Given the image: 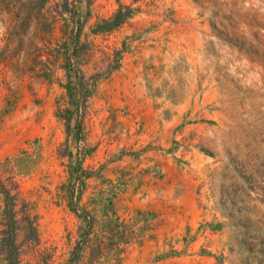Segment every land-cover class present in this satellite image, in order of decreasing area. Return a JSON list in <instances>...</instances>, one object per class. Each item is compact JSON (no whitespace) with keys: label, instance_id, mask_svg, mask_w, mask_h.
I'll use <instances>...</instances> for the list:
<instances>
[{"label":"rangeland","instance_id":"obj_1","mask_svg":"<svg viewBox=\"0 0 264 264\" xmlns=\"http://www.w3.org/2000/svg\"><path fill=\"white\" fill-rule=\"evenodd\" d=\"M56 3L51 48L77 58L86 97L70 127L63 59L43 77L37 40L0 15V163L54 264H264V0ZM120 7L132 17L97 34Z\"/></svg>","mask_w":264,"mask_h":264},{"label":"trees","instance_id":"obj_2","mask_svg":"<svg viewBox=\"0 0 264 264\" xmlns=\"http://www.w3.org/2000/svg\"><path fill=\"white\" fill-rule=\"evenodd\" d=\"M52 0H0V15H14L18 18L15 22H9L7 28L12 33H17L16 40L21 44L25 39L37 40V45L34 47L38 64L47 66L42 72V76H49V66L63 59L62 68L64 78L66 79V95L63 97V106L56 111V116L66 127H70L72 121H75L77 116L79 103L86 102V97H78L73 93L70 85L82 84V75L79 74L77 58H61V54L54 55L51 48V36L56 29V23L60 18L50 15V8L57 7L59 4H54L50 7L47 4ZM66 2V0H65ZM125 9V10H124ZM132 17V10L128 7H120L109 20H103L100 26L96 27L97 34L109 33L120 27L129 18ZM21 35V38H18ZM73 46L72 53L78 54V45H76V36H71ZM12 39H8V47ZM19 48L10 49L6 57L12 58L18 52ZM46 56L45 60L40 59ZM26 71H22L25 74ZM65 99V100H64ZM67 99V100H66ZM76 103V105H75ZM79 167V166H78ZM80 168V167H79ZM82 170H75L69 174L70 181L77 180L80 186L83 185L82 178L84 177ZM75 175V176H74ZM83 176V177H82ZM71 192L66 185L58 188L55 198L59 201L69 200ZM72 197V196H71ZM69 203V202H68ZM68 206L71 208L70 204ZM76 215L82 216V220L88 224L90 228V216L87 211H81L78 206L71 208ZM80 211V212H79ZM79 213V214H77ZM117 223L120 218L115 216ZM40 217L36 213V205L23 197L19 183L16 179V174L13 172L9 160L0 163V256L6 264H54L53 254L49 248L42 247L41 235L39 232ZM23 236L19 241V237ZM28 236H33L29 238ZM131 236L125 240H120L119 245L126 246L130 243ZM81 242H78V249L81 247ZM100 247V246H99ZM98 247V248H99ZM120 251V250H119ZM26 258H28L26 260ZM77 262V261H76ZM75 264V263H73Z\"/></svg>","mask_w":264,"mask_h":264}]
</instances>
